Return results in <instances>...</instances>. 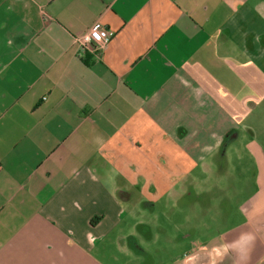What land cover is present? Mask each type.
<instances>
[{"label":"crops","instance_id":"obj_1","mask_svg":"<svg viewBox=\"0 0 264 264\" xmlns=\"http://www.w3.org/2000/svg\"><path fill=\"white\" fill-rule=\"evenodd\" d=\"M169 196L221 205L173 264H264V0H0V264H155Z\"/></svg>","mask_w":264,"mask_h":264},{"label":"rangeland","instance_id":"obj_2","mask_svg":"<svg viewBox=\"0 0 264 264\" xmlns=\"http://www.w3.org/2000/svg\"><path fill=\"white\" fill-rule=\"evenodd\" d=\"M207 201L208 199H202L196 203L193 200L185 199L181 204H190V206L182 209L181 204L169 196L162 201H154V209L147 210L142 207L125 224L122 235L124 238L127 237V239H125L124 243L130 244L129 236L132 235L131 244H137L141 249L144 248L149 252L155 264H173L175 258L182 259L184 254L192 251L191 241L207 245L208 237L219 234L218 229L213 231L214 227H211V224L213 223L212 214L219 212L221 205L218 201H216L217 205H213V201L211 206L207 208L205 206ZM204 211H209V213L204 214ZM205 216L207 218L209 216L210 219H207V221ZM132 223L135 225L131 228L130 225ZM138 223H143L144 225L137 226ZM143 226L148 227L145 232L144 229L146 228ZM193 228H197L198 234H193ZM209 228L212 229L211 232ZM258 251H260V248H258ZM130 253L131 259L127 260V262L129 261V264H138L141 256L138 253ZM117 256L121 259L124 258L123 261L127 258L122 252H117ZM180 264H186V262L182 260ZM240 264H254L252 253L248 258H245V261L242 260Z\"/></svg>","mask_w":264,"mask_h":264},{"label":"built area","instance_id":"obj_3","mask_svg":"<svg viewBox=\"0 0 264 264\" xmlns=\"http://www.w3.org/2000/svg\"><path fill=\"white\" fill-rule=\"evenodd\" d=\"M112 37V32L100 28L78 38L75 42L81 46L82 50L96 54L106 47Z\"/></svg>","mask_w":264,"mask_h":264}]
</instances>
